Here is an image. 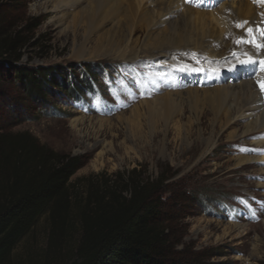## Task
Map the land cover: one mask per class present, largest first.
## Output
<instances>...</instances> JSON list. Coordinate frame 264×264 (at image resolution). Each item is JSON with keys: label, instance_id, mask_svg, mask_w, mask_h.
<instances>
[{"label": "rangeland", "instance_id": "374dc122", "mask_svg": "<svg viewBox=\"0 0 264 264\" xmlns=\"http://www.w3.org/2000/svg\"><path fill=\"white\" fill-rule=\"evenodd\" d=\"M96 1L102 4L95 13H90ZM231 1L203 0L199 6L192 5L210 13ZM252 1V7L261 6ZM128 2L84 0L65 14L54 10L58 0H25V8L18 14L24 23H36L37 27L30 32L29 42L22 49L21 63L56 67L61 76L67 71L79 76L87 66L95 74H101L97 69L100 64L111 68H108L111 78L97 77L99 94L92 98L85 96V106L56 98L54 110L30 102L18 85L7 80L1 88L12 105L0 103V130L13 136L27 134L40 146L80 157L83 165L71 182L83 194L87 180L102 185L117 174L127 175L132 170L143 182H151L160 174L169 176L167 183L172 186L163 196L169 191L177 194L181 190L179 183L205 203L203 208L198 203H187L182 223H176L183 224L185 245L195 251L220 252V257L210 260L213 264H264V145L258 144L264 141V132L243 135L247 124L258 117L257 112H253L252 118L232 122L228 104L215 106L218 102L214 87L229 86L231 81L239 84L226 69L208 64V73L213 75L203 83L206 59L197 61L181 53L148 57L143 53L147 47L142 46L146 32L133 36L128 43L119 34L114 35L112 24L122 23ZM229 24L226 35L212 45L210 53L206 52L207 58L219 63L239 44L249 51H244L245 55L242 52L231 55L226 59L229 63L246 56H264V50L254 44L236 43L243 36L249 38L246 30L256 25L236 28L235 21ZM254 39L257 43L264 42V36L256 33ZM193 53L205 58V52ZM215 69L218 71L214 73ZM252 69L259 71L257 66ZM262 74L264 71L253 72L249 79ZM251 86L264 109V92L259 84ZM175 92L181 94L170 96L174 106L167 111L162 106L163 97ZM156 98L158 101L152 102ZM148 101L152 103L143 104ZM16 103L21 112L15 109ZM242 160L245 162L239 163ZM48 232L44 216L16 246L7 264H45L46 259L63 264L65 259L47 246Z\"/></svg>", "mask_w": 264, "mask_h": 264}, {"label": "trees", "instance_id": "16d2710c", "mask_svg": "<svg viewBox=\"0 0 264 264\" xmlns=\"http://www.w3.org/2000/svg\"><path fill=\"white\" fill-rule=\"evenodd\" d=\"M24 8L25 0H0V103L12 105L1 88L8 80L35 104L54 110L53 102L63 98L85 106V96L99 94L97 77L111 78V68L99 64L101 74L87 66L79 76L71 71L61 76L56 67L21 63L22 49L37 27L23 22L18 11ZM15 107L22 111L18 103ZM82 165L80 157L40 146L27 134L0 130V264L8 263L44 216L49 224L47 246L65 259L63 264H213L210 260L221 256L216 250L195 251L184 244L183 224L176 223H182L187 203L202 208L205 203L183 184H177V194L163 196L172 186L169 176L143 182L132 170L102 185L87 180L83 194L71 182ZM45 264L58 263L46 259Z\"/></svg>", "mask_w": 264, "mask_h": 264}, {"label": "bare ground", "instance_id": "6f19581e", "mask_svg": "<svg viewBox=\"0 0 264 264\" xmlns=\"http://www.w3.org/2000/svg\"><path fill=\"white\" fill-rule=\"evenodd\" d=\"M83 1L84 0H58V3L57 5H55L54 10L58 12H64L66 14L68 10L76 8ZM127 1H129L128 10L124 15V18L122 17V23H120L119 21L112 24L113 27L111 28H113L112 30L114 31V35L119 34L123 38L124 42L128 43V41L132 40L133 36H136L141 32H146V38L142 46L145 48L147 47V49H145L143 53L152 58L179 56L178 53L189 56L188 53L192 54L194 51L203 53L205 52V58L202 57L201 54H196L195 57L197 61H200L202 59L207 60V67L206 69H203L206 73L204 74V76H202L201 82L206 83L210 78L209 76L213 75V72L210 73L209 71L208 73V64H214L221 69H226V73H231L232 79L239 83L238 85H235L233 84L234 82L231 81L229 82V84H231L229 86L221 88L214 87V96L216 97L218 102V104H216L215 106L221 107L223 104L224 106L228 104V116L229 112L232 116H230L229 121L232 122L252 118L251 116L253 115V112H257V119H252V121L247 124L246 131L243 133V135L248 136L254 133L264 132V109L261 106L262 103L260 104L259 97L255 94L254 89L251 86V83H254V86L257 87L258 81H264V74H262L260 77L254 76L252 78L253 80H251L252 82L250 81V79L248 80L249 76L253 72V67L257 66L259 68V71L261 70L260 61L264 60V56H246V58L236 59L234 64L229 63L226 59L231 55L233 56V53L242 52L243 55H245L244 51H249L246 47L240 44L238 45L239 48L229 52L227 56H223V59L225 60L222 61L221 59L219 63L212 62L213 60H211V57L207 58L206 55V52L210 53V51L213 50L214 47L212 48V45L214 43L217 44L221 40L223 35H226V31H228V29L226 30V27L228 25L230 26V21H235V25L236 22L239 23V21H241L240 23H242V21H247L248 23L245 25L248 27H253L254 25H256L254 29L252 28L254 30V34L256 33L259 35V37H261V34L258 31H255V29L264 27V16L261 15L262 13H264V4H261V6L259 5L260 7L257 6L256 8H254L250 4V0H232L231 3H228V5L220 4L221 6L219 8L209 13L199 9H195L197 7L194 8L193 5L187 3L186 0ZM100 4H102V1L94 2L90 13H95ZM116 10L117 9H115L114 12ZM162 26L164 28L161 29L160 27ZM229 26L228 28L230 29ZM236 32L237 30L234 33ZM242 38L244 40H249L251 37L249 36L248 38L246 36H243ZM262 44H264V42ZM132 55L134 58L137 57L135 53H133ZM249 57H251V59L255 61V63L247 62ZM217 71L218 69H215L214 73ZM190 80L192 79H186L187 82H189ZM209 91L210 89L204 91V93H208ZM187 92L192 93L197 92V90H187ZM180 94V92L166 93V95L163 97L165 99V104L163 102L164 105H162L163 108L165 107V110L167 111L171 109L174 104L170 100V96H176ZM157 101L158 99L152 102L156 103ZM152 102L148 101L144 102L143 104L149 105ZM154 113L155 110L151 114L153 115ZM258 144L264 145V141H260ZM250 160L252 161L256 159ZM242 162L245 161L242 160L239 163Z\"/></svg>", "mask_w": 264, "mask_h": 264}, {"label": "snow or ice", "instance_id": "6c2138e0", "mask_svg": "<svg viewBox=\"0 0 264 264\" xmlns=\"http://www.w3.org/2000/svg\"><path fill=\"white\" fill-rule=\"evenodd\" d=\"M187 3H190V4H193L194 6H199L201 3H203V0H186ZM255 3H260V4H264V0H254ZM262 16H264V13L261 14ZM248 22L245 21V22H242V23H238L236 25V27L238 28H243L245 24H247ZM247 35L250 36V37H253V39H249V40H244L243 38H240L236 41L237 44L239 43H249V44H254V46L257 48V49H264V44L262 43H257L254 39V30L252 28H248L247 30ZM255 31H258L261 36H264V27H260V28H257L255 29ZM188 55H191L193 58L196 57V54L195 53H192V54H188ZM233 55L235 56V53H233ZM247 55V54H246ZM247 62H250V63H255V61H253L251 59V57H249L248 61ZM260 64H261V71H264V60L260 61ZM186 67V66H185ZM183 70V69H182ZM260 86V89H261V92H264V82L262 81H258L257 82Z\"/></svg>", "mask_w": 264, "mask_h": 264}, {"label": "clouds", "instance_id": "9594fccd", "mask_svg": "<svg viewBox=\"0 0 264 264\" xmlns=\"http://www.w3.org/2000/svg\"><path fill=\"white\" fill-rule=\"evenodd\" d=\"M253 72H260V73H261V71H256V70H254ZM253 72H252V73H253ZM253 77H254V76H253ZM253 77H252V78H253ZM248 79H249V78H248Z\"/></svg>", "mask_w": 264, "mask_h": 264}]
</instances>
